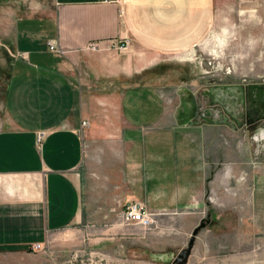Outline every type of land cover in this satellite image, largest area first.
<instances>
[{"label": "crops", "instance_id": "0c3cea01", "mask_svg": "<svg viewBox=\"0 0 264 264\" xmlns=\"http://www.w3.org/2000/svg\"><path fill=\"white\" fill-rule=\"evenodd\" d=\"M53 1V14L13 26L16 59L0 126V257L74 228L158 252L146 230L121 221L125 206L143 205L170 224L167 234L192 231L207 198L240 186L243 170L255 186L254 210L264 213V173L249 174L253 160L222 145L223 130L229 139L236 133L201 122L193 93L159 82L167 59L202 40L212 0ZM124 39L126 50L110 48ZM94 43L99 52L86 49ZM216 208L221 218L225 206Z\"/></svg>", "mask_w": 264, "mask_h": 264}, {"label": "rangeland", "instance_id": "374dc122", "mask_svg": "<svg viewBox=\"0 0 264 264\" xmlns=\"http://www.w3.org/2000/svg\"><path fill=\"white\" fill-rule=\"evenodd\" d=\"M212 7L211 25L202 40L186 54L167 59V75L159 81L169 82L170 90L179 86L183 92L193 93L194 111L200 108V99L210 102L207 90L264 85V0H212ZM53 9V0H0V126L4 125L3 100L16 59L14 22L24 16L53 14ZM223 131L222 145L237 147L243 152L240 161L249 157L253 160L254 167L247 172L262 175L264 133L261 136L260 131L237 132L229 139ZM239 165L242 170L245 162ZM242 173L246 172L238 175L240 186H226L221 196L207 198L211 202L204 218L211 216L212 232L227 231L201 232L186 264H264V213L255 212L252 205L255 186L247 184ZM217 205L225 206L221 218ZM169 225L153 219L144 229L149 247L158 248V252L149 249L142 254L145 250L139 246L131 249L121 240H108L106 234L96 232L98 229L74 228L47 236L40 253L1 256L0 264H170L169 260L152 261L148 255L176 253L185 245L191 230L167 234ZM178 225L182 228L185 224L180 221Z\"/></svg>", "mask_w": 264, "mask_h": 264}, {"label": "flooded vegetation", "instance_id": "af4514ba", "mask_svg": "<svg viewBox=\"0 0 264 264\" xmlns=\"http://www.w3.org/2000/svg\"><path fill=\"white\" fill-rule=\"evenodd\" d=\"M207 92L208 95H210V102L206 103L200 99V108L196 109L198 112L197 118L201 122L210 121L216 125L229 128L233 133L240 132L244 134L251 133L252 131H260V133L262 132L261 136L263 135L264 85H233L232 87H225L222 89L207 90ZM210 217L209 215L207 220L203 218L199 221L200 223H197L192 228L185 245L171 255L170 264H174L173 260L180 250L187 248L190 238H192L191 255L196 245L195 243L197 242L198 235L203 231L210 234L213 233L212 231L214 230L210 228ZM226 231V229L219 230L221 234ZM169 254L171 253H168V256H170Z\"/></svg>", "mask_w": 264, "mask_h": 264}, {"label": "built area", "instance_id": "2783aa9c", "mask_svg": "<svg viewBox=\"0 0 264 264\" xmlns=\"http://www.w3.org/2000/svg\"><path fill=\"white\" fill-rule=\"evenodd\" d=\"M131 40L130 39H124L122 41V43H113L110 45V48L116 49L118 51H124L128 48V46L130 45ZM55 46L50 44V51H54ZM89 51L92 52H99L102 48L100 47V44H90L88 45V47L86 48ZM82 127L86 126V123H82L81 124ZM44 138V134L43 133H39L36 136V140H35V144L40 147L42 139ZM120 219L121 221L126 224V225H138L141 228L145 229L148 228V226H150L153 223V215L147 211V209L137 203V202H133L132 204H128L127 206H125L119 213ZM44 250V245L43 243L39 244H33L31 245V250L30 252L33 253H40Z\"/></svg>", "mask_w": 264, "mask_h": 264}, {"label": "water", "instance_id": "95a60500", "mask_svg": "<svg viewBox=\"0 0 264 264\" xmlns=\"http://www.w3.org/2000/svg\"><path fill=\"white\" fill-rule=\"evenodd\" d=\"M192 247V238L189 239V243L186 249L180 250L178 252V255L174 258L173 263L174 264H186L187 263V258L190 255V250ZM142 254H146V251H143ZM149 259L152 261H157V262H163L166 263L167 260L171 261V255L168 256V254H156V253H149Z\"/></svg>", "mask_w": 264, "mask_h": 264}]
</instances>
